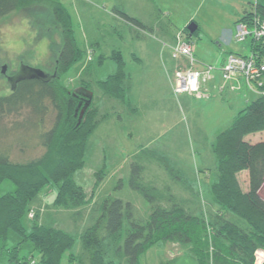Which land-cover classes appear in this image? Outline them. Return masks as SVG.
I'll return each mask as SVG.
<instances>
[{
    "label": "trees",
    "instance_id": "16d2710c",
    "mask_svg": "<svg viewBox=\"0 0 264 264\" xmlns=\"http://www.w3.org/2000/svg\"><path fill=\"white\" fill-rule=\"evenodd\" d=\"M33 3L47 5L60 25V48L53 71L24 64L40 73L14 80L10 91L0 93V183L8 179L14 184L12 191L0 195V255L10 264H28L35 253V264H60L77 236L79 249L69 252V264H139L140 255L158 242L179 244L197 264H254L255 250L264 249V198L260 194L264 139L250 142L245 135L264 130V98L258 95L249 100L230 124L217 132L211 144L215 166L209 194L216 210L208 219L186 208L168 184L159 187L144 180L145 163L154 161L172 180L194 192L170 159L156 148H141L134 153L128 184L150 207L147 217L137 220L130 201L111 195L93 200L101 170L89 195L73 179L74 172L84 165L88 136L110 116L95 105L93 86L106 100L129 104L132 82L122 53L118 49L111 53L110 58L116 62L114 72L96 78L90 56L93 53L77 47L69 13L60 0H0V18ZM113 10L137 30H152L139 18ZM257 18H264V0L251 2L235 24L245 22L252 28ZM160 24L168 41L174 40L175 27L166 20ZM196 30L190 35L186 27L182 29L187 39ZM250 38L251 52L264 60L263 44L252 35ZM88 47L94 48L92 44ZM71 68L78 88L61 81L63 73ZM242 170H247V189L240 186L237 177ZM48 184L55 187V193L49 203L42 204L39 195ZM44 205L72 210L76 224L90 205L86 214L89 223L76 236L61 227L46 226L38 221ZM30 211L33 216H29L27 229L22 219ZM10 230L18 236L13 246L6 245ZM25 242L30 244L29 254L20 256ZM173 263L171 257L160 264Z\"/></svg>",
    "mask_w": 264,
    "mask_h": 264
},
{
    "label": "rangeland",
    "instance_id": "374dc122",
    "mask_svg": "<svg viewBox=\"0 0 264 264\" xmlns=\"http://www.w3.org/2000/svg\"><path fill=\"white\" fill-rule=\"evenodd\" d=\"M60 2L69 13L77 47L93 53L90 56L95 64V77L102 79L116 70V62L110 56L118 49L132 82L128 92L129 106L115 100H106L93 86L95 105L100 112L108 111L110 116L88 136L84 165L74 172V181L89 195L94 186L95 175L101 170L102 179L93 190V200L111 195L130 201L134 217L142 221L149 214L150 207L144 197L128 184L129 163L133 160V154L141 148H156L180 168L187 182L193 186L194 192L172 180L163 167L154 161L145 163L144 180H151L159 187L168 184L171 191L182 199L186 208L208 219L216 210L209 194V182L215 166L211 144L215 141L217 132L228 126L237 111L248 100L258 96V91L253 83L249 86L239 81V89L225 88L220 92L217 87L209 88L210 94L206 98L199 99L186 93L174 95L171 75L174 68L182 67L183 64L169 54L174 40L168 41L160 24L168 16L158 12L156 5H160L164 12L170 11L173 16L170 18L177 31L186 27L189 22H185L192 17L198 28L188 39L192 43L196 59L199 64L212 63L218 66L221 53L229 49L247 50L245 44L250 48V36L241 42L234 37L236 41L231 39L230 42L228 34V29L235 33L234 20L246 8H250L249 2L244 4L242 10L238 9L235 0ZM114 8L139 18L152 27V30H137L113 10ZM59 32L60 25L55 22L45 4L26 5L0 18V93L11 90L13 76L24 64L53 71L60 48ZM138 33L141 36L138 37ZM91 44L93 50L88 47ZM100 54L102 57L98 58ZM61 81L73 88L79 86L72 68L63 73ZM113 105L116 108H110ZM260 135L263 134L249 133L245 135V139L254 142L260 139ZM237 177L240 186L247 189V170L240 171ZM13 189L14 184L8 179L0 183V195ZM54 193V186H45L39 195L43 199L41 203H49ZM260 194L264 197V184ZM89 206L84 208L83 218L77 224L71 217L72 210L45 205L38 221L46 226L61 227L76 236L89 223L86 215ZM22 221L29 229L31 218L28 213ZM17 241L18 236L10 230L6 245L13 246ZM78 249L79 239L76 236L74 245L63 254L60 264H69L67 255L69 252H77ZM29 251L30 244L25 242L21 245L19 254L28 255ZM171 257H174L173 264H197L187 249L179 244L172 245L171 242H158L151 246L140 255L139 264H160Z\"/></svg>",
    "mask_w": 264,
    "mask_h": 264
},
{
    "label": "built area",
    "instance_id": "2783aa9c",
    "mask_svg": "<svg viewBox=\"0 0 264 264\" xmlns=\"http://www.w3.org/2000/svg\"><path fill=\"white\" fill-rule=\"evenodd\" d=\"M234 37L237 41H243L252 35L264 46V18L255 19L252 28L245 22L235 24ZM169 54L171 58L181 60L183 66L176 67L171 75V86L174 95L183 93L197 98L207 97L210 94L209 84L214 80V72L223 80L233 81L232 88L239 89V81L242 78L247 85L254 84L258 95L264 98V60H260L256 54L249 52L242 55L229 52L223 61L214 66L211 63L199 64L193 53L192 43L186 38L182 30L175 34L173 43L170 45ZM28 215L33 216L30 211ZM264 261V249H257L254 253V264H262ZM28 264H35V259L31 258Z\"/></svg>",
    "mask_w": 264,
    "mask_h": 264
},
{
    "label": "crops",
    "instance_id": "0c3cea01",
    "mask_svg": "<svg viewBox=\"0 0 264 264\" xmlns=\"http://www.w3.org/2000/svg\"><path fill=\"white\" fill-rule=\"evenodd\" d=\"M254 0H235V2L238 4V9H240V10H242V8H243V6H244V4H246V3H248L249 2V6H250V3L251 2H253ZM157 6V11L158 12H163L164 14H165V16H168V18H165V19H163V20H166V21H168L173 27H176V25H175V23L173 22V20L170 18V16H172L171 15V13H169L168 11L165 13L164 12V9H162L161 7H160V5H156ZM247 9V8H246ZM244 10V9H243ZM241 16V15H240ZM239 16V17H240ZM173 17V16H172ZM239 17H237L235 20H234V24H235V22H236V20L239 18ZM191 21H194V19L191 17V18H188V20L185 22V23H188V22H191ZM197 24V23H196ZM197 28H198V26H197ZM229 30V40H230V42H231V39H233V40H235L234 39V31H232L231 29H228ZM233 30H234V28H233ZM178 31H177V29H176V33H177ZM191 35V34H190ZM236 41V40H235ZM241 42V41H240ZM245 48H247V50H235V49H229V50H227L225 53H221V56H220V58H219V63H221L222 61H223V59H224V57H225V55L227 54V53H229V52H234V53H237V54H242V55H245V54H248L249 52H251V46H250V48H249V46L248 45H246L245 44ZM247 52V53H246ZM212 64V63H211ZM216 64V63H215ZM218 65V64H217ZM219 73H218V71L216 70L215 72H214V75H215V78H214V80L213 81H211V83L209 84V88H211V89H214V88H216L217 87V89L221 92V91H223V90H225V88H228V89H231V90H234L231 86H232V84H233V81H231V80H223V79H221L220 77V79L219 78H217L219 75H218ZM240 81L241 82H244V80L241 78L240 79ZM206 98V97H205ZM256 98V97H255ZM200 99V98H199ZM254 99V98H253ZM250 100H252V99H250ZM249 101V100H248ZM247 101V102H248ZM246 102V103H247ZM240 110V109H239ZM259 133H262L263 135L261 136H259L260 137V139L259 140H261V139H264V130H262V131H258ZM257 141V140H256ZM264 184V183H263ZM263 186V185H262ZM262 188V187H261ZM261 190V189H260ZM264 198V197H263ZM42 210V209H41ZM172 243V242H171ZM174 244H177V243H172V245H174ZM182 247V246H181ZM0 264H10L8 261H7V258L6 257H4V256H1L0 255Z\"/></svg>",
    "mask_w": 264,
    "mask_h": 264
},
{
    "label": "water",
    "instance_id": "95a60500",
    "mask_svg": "<svg viewBox=\"0 0 264 264\" xmlns=\"http://www.w3.org/2000/svg\"><path fill=\"white\" fill-rule=\"evenodd\" d=\"M186 28H187L188 32L191 34L192 32H194L197 29V24L194 21H191L186 25ZM19 69L20 70H18V72L14 74L13 79H12L13 81L19 80V79L24 78L26 76L27 77L32 76L35 73H40V71L36 68L29 69L27 67L22 66ZM82 111H83V108L81 110V113H82Z\"/></svg>",
    "mask_w": 264,
    "mask_h": 264
}]
</instances>
